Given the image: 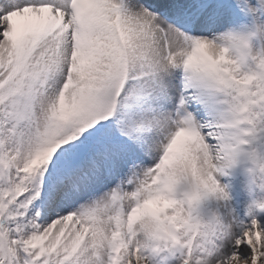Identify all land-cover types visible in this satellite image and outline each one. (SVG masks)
Here are the masks:
<instances>
[{"label":"snow or ice","instance_id":"snow-or-ice-1","mask_svg":"<svg viewBox=\"0 0 264 264\" xmlns=\"http://www.w3.org/2000/svg\"><path fill=\"white\" fill-rule=\"evenodd\" d=\"M261 213L264 0H0V264H264Z\"/></svg>","mask_w":264,"mask_h":264},{"label":"rangeland","instance_id":"rangeland-1","mask_svg":"<svg viewBox=\"0 0 264 264\" xmlns=\"http://www.w3.org/2000/svg\"><path fill=\"white\" fill-rule=\"evenodd\" d=\"M251 199L252 197L249 195L248 192V185L245 184L244 191L238 193L237 197L232 201L230 206L233 210L245 208L251 202Z\"/></svg>","mask_w":264,"mask_h":264}]
</instances>
